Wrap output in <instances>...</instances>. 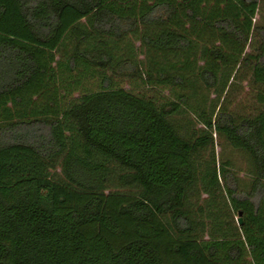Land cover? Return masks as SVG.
Instances as JSON below:
<instances>
[{
    "label": "trees",
    "instance_id": "trees-1",
    "mask_svg": "<svg viewBox=\"0 0 264 264\" xmlns=\"http://www.w3.org/2000/svg\"><path fill=\"white\" fill-rule=\"evenodd\" d=\"M0 264H264V0H0Z\"/></svg>",
    "mask_w": 264,
    "mask_h": 264
},
{
    "label": "water",
    "instance_id": "water-1",
    "mask_svg": "<svg viewBox=\"0 0 264 264\" xmlns=\"http://www.w3.org/2000/svg\"><path fill=\"white\" fill-rule=\"evenodd\" d=\"M238 221H239V223H240V224H242V222H243V219H242V217H241V216L239 217V220H238Z\"/></svg>",
    "mask_w": 264,
    "mask_h": 264
}]
</instances>
